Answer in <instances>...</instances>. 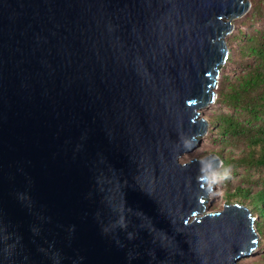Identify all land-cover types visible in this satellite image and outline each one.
<instances>
[{
  "label": "water",
  "instance_id": "1",
  "mask_svg": "<svg viewBox=\"0 0 264 264\" xmlns=\"http://www.w3.org/2000/svg\"><path fill=\"white\" fill-rule=\"evenodd\" d=\"M254 0H0V264H246L206 209L228 35Z\"/></svg>",
  "mask_w": 264,
  "mask_h": 264
},
{
  "label": "trees",
  "instance_id": "2",
  "mask_svg": "<svg viewBox=\"0 0 264 264\" xmlns=\"http://www.w3.org/2000/svg\"><path fill=\"white\" fill-rule=\"evenodd\" d=\"M258 10H259V5ZM257 7H255L256 9ZM235 39L230 60L240 59L243 67L235 75H227L218 87L217 101L231 108L209 118L210 133L222 144L233 147L228 152H218L222 159L221 170L244 167L246 171L261 170L255 181L258 186L238 184L235 188L222 182L227 203L247 205L257 218V230L264 243V35L246 32L242 28ZM241 148L236 154L235 149Z\"/></svg>",
  "mask_w": 264,
  "mask_h": 264
},
{
  "label": "rangeland",
  "instance_id": "3",
  "mask_svg": "<svg viewBox=\"0 0 264 264\" xmlns=\"http://www.w3.org/2000/svg\"><path fill=\"white\" fill-rule=\"evenodd\" d=\"M256 5H259V10H258V6ZM255 7L257 8L255 9ZM235 19L237 21L235 28L228 35V41L231 47V53L233 52V47L238 45L239 40L235 39V36L237 35V33L240 32L239 30L241 28L246 32H254L257 34L264 35V0H254L249 11L246 14L239 16ZM242 67L243 65L240 62V59L230 60L229 57L228 60L222 66L221 75L219 78V85L225 76L235 75V73L239 72L242 69ZM223 111H232V109L227 107L225 104H222L221 102L217 101V99L215 102L204 107V112L208 119L212 118L215 114ZM232 149H233L232 146L222 144L220 138L216 139L215 137H213L212 134L210 133V128H209V131L204 136V139L201 142V144L195 147L194 149H192L191 151L186 152L182 156V160L188 161L193 156H205L209 153L217 154L218 152H222V151L228 152ZM240 151L241 148L235 149L236 154H238ZM247 174L250 175V179L252 181L256 182V179L260 177L262 171L257 169L255 171L251 170L248 172L244 167H239L238 169L234 167H230L229 170L224 172L223 170H221V166L216 168L214 171H212L211 172L212 178L208 180V184L212 185L213 189H211L208 193L206 200V209L208 210L221 209L227 203L226 197H224L225 189L223 187L222 182H226L230 184L232 188H235L238 184L242 183L244 185L252 184L253 188L257 189L258 186L248 179ZM257 216L259 215L257 214ZM261 238L262 235L260 233V239L257 247L250 254L244 255L241 261H243L246 264H264V243H261Z\"/></svg>",
  "mask_w": 264,
  "mask_h": 264
}]
</instances>
